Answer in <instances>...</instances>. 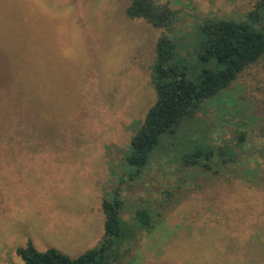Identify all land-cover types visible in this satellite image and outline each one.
Here are the masks:
<instances>
[{"label":"rangeland","instance_id":"374dc122","mask_svg":"<svg viewBox=\"0 0 264 264\" xmlns=\"http://www.w3.org/2000/svg\"><path fill=\"white\" fill-rule=\"evenodd\" d=\"M258 1L155 0L192 37L201 17L244 20ZM129 5L0 0V264H24L16 250L28 241L73 259L102 247L101 207L116 189L129 227L141 207L164 213L114 264H264V181L202 175L180 160L184 139L223 144L245 126V108H263L264 56L224 95L232 113L227 102L204 105L135 177L126 156L155 104L156 43L168 32L128 17ZM248 138L264 144L260 130ZM171 188L183 191L174 207Z\"/></svg>","mask_w":264,"mask_h":264},{"label":"trees","instance_id":"16d2710c","mask_svg":"<svg viewBox=\"0 0 264 264\" xmlns=\"http://www.w3.org/2000/svg\"><path fill=\"white\" fill-rule=\"evenodd\" d=\"M126 12L131 19H144L152 27L168 32L156 43L155 104L132 138L126 156L134 170L133 176L137 177L147 168L150 157L163 139L169 136L177 141L181 124L193 120L204 105L227 102L231 107L229 113H232L235 102H229L224 95L229 94L239 74L264 56V0H259L244 20L201 17L194 37L178 29L180 16L177 10L158 5L155 0H130ZM2 83L0 80V86ZM4 85L8 91L10 85L6 80ZM251 111L248 114L245 108L246 113L240 115L248 120L244 127L234 129L235 139L220 145L205 139H184L180 160L186 166L201 169L202 175L210 174L215 178L235 176L249 184L253 178L264 181V144L254 145L248 138L250 129L260 130L264 135V105ZM4 138L5 133L0 131V142ZM252 162L255 164L251 166ZM166 193L171 195L174 207L183 191L171 188ZM124 205L118 189L112 197L103 200L104 243L78 258L73 259L55 248L39 251L31 241L18 248L16 253L24 264L119 263L125 257L123 244L134 240L137 230L152 232L164 213L163 209L141 207L135 211L133 226L129 227L120 215Z\"/></svg>","mask_w":264,"mask_h":264},{"label":"water","instance_id":"95a60500","mask_svg":"<svg viewBox=\"0 0 264 264\" xmlns=\"http://www.w3.org/2000/svg\"><path fill=\"white\" fill-rule=\"evenodd\" d=\"M102 252H103V250H102Z\"/></svg>","mask_w":264,"mask_h":264}]
</instances>
